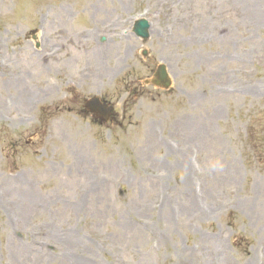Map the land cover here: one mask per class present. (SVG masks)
I'll list each match as a JSON object with an SVG mask.
<instances>
[{"label":"rangeland","instance_id":"374dc122","mask_svg":"<svg viewBox=\"0 0 264 264\" xmlns=\"http://www.w3.org/2000/svg\"><path fill=\"white\" fill-rule=\"evenodd\" d=\"M0 264H264V0H0Z\"/></svg>","mask_w":264,"mask_h":264},{"label":"bare ground","instance_id":"6f19581e","mask_svg":"<svg viewBox=\"0 0 264 264\" xmlns=\"http://www.w3.org/2000/svg\"><path fill=\"white\" fill-rule=\"evenodd\" d=\"M47 57V56H46ZM32 103L34 104L35 102L34 101H32Z\"/></svg>","mask_w":264,"mask_h":264},{"label":"water","instance_id":"95a60500","mask_svg":"<svg viewBox=\"0 0 264 264\" xmlns=\"http://www.w3.org/2000/svg\"><path fill=\"white\" fill-rule=\"evenodd\" d=\"M146 35V34H145ZM160 72L162 73L163 71L160 70Z\"/></svg>","mask_w":264,"mask_h":264}]
</instances>
